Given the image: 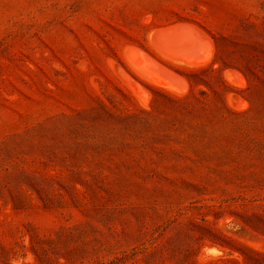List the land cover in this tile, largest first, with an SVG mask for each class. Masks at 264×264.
<instances>
[{"label": "rangeland", "instance_id": "374dc122", "mask_svg": "<svg viewBox=\"0 0 264 264\" xmlns=\"http://www.w3.org/2000/svg\"><path fill=\"white\" fill-rule=\"evenodd\" d=\"M0 264H264V0H0Z\"/></svg>", "mask_w": 264, "mask_h": 264}, {"label": "trees", "instance_id": "16d2710c", "mask_svg": "<svg viewBox=\"0 0 264 264\" xmlns=\"http://www.w3.org/2000/svg\"><path fill=\"white\" fill-rule=\"evenodd\" d=\"M163 94L166 96V98L168 100H170L171 102L174 103V108H176V112L183 113L180 110V108H181L180 103L182 102V100H184V98H186V96L180 97V96L169 95L167 93H163ZM190 112H192V111H190Z\"/></svg>", "mask_w": 264, "mask_h": 264}, {"label": "bare ground", "instance_id": "6f19581e", "mask_svg": "<svg viewBox=\"0 0 264 264\" xmlns=\"http://www.w3.org/2000/svg\"><path fill=\"white\" fill-rule=\"evenodd\" d=\"M229 75H230L229 77H230L231 79H234V78L237 79V77H236L237 75H234V73L231 72ZM160 84H161V83H160ZM158 85H159V84H158ZM165 88H166V86H165ZM169 89H170V88H169ZM171 90H172V89H171Z\"/></svg>", "mask_w": 264, "mask_h": 264}]
</instances>
